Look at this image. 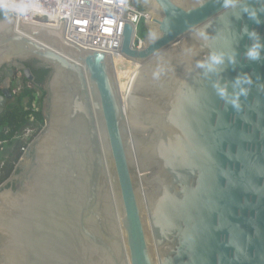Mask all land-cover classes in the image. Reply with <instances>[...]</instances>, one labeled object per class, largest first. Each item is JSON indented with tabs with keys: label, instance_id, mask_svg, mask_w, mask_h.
Here are the masks:
<instances>
[{
	"label": "water",
	"instance_id": "95a60500",
	"mask_svg": "<svg viewBox=\"0 0 264 264\" xmlns=\"http://www.w3.org/2000/svg\"><path fill=\"white\" fill-rule=\"evenodd\" d=\"M132 2L150 20L141 50L125 25L127 92L66 24L0 10L5 85L15 68L35 82L23 63L50 71L45 126L0 185V264H264V0ZM238 77L251 83L237 110L214 86L231 94Z\"/></svg>",
	"mask_w": 264,
	"mask_h": 264
},
{
	"label": "built area",
	"instance_id": "2783aa9c",
	"mask_svg": "<svg viewBox=\"0 0 264 264\" xmlns=\"http://www.w3.org/2000/svg\"><path fill=\"white\" fill-rule=\"evenodd\" d=\"M6 8L18 11L17 19L25 23L52 28L66 24L69 42L83 50L110 55L112 59L123 57L121 49L126 24L134 28L132 48L143 49L147 33L145 29L141 36L139 27L150 20L132 0H0V10ZM24 88L35 86L16 87L13 94L19 95ZM41 131L34 124L13 135L6 129L5 137L0 138V168L8 163L12 153H16L19 160L12 163L13 174Z\"/></svg>",
	"mask_w": 264,
	"mask_h": 264
},
{
	"label": "trees",
	"instance_id": "16d2710c",
	"mask_svg": "<svg viewBox=\"0 0 264 264\" xmlns=\"http://www.w3.org/2000/svg\"><path fill=\"white\" fill-rule=\"evenodd\" d=\"M139 11H143L139 3L134 4ZM8 16L6 11H0V19ZM50 71L41 68L39 72H33L35 88H24L17 96L16 101L11 104L0 117V138H4V131L7 129L11 135L19 132L32 124L39 126L40 130L45 126V119L42 115L43 101L46 92L43 90L46 79ZM19 160V155L11 154V159L5 167L6 172L0 177V185L5 182L12 174V163Z\"/></svg>",
	"mask_w": 264,
	"mask_h": 264
},
{
	"label": "clouds",
	"instance_id": "9594fccd",
	"mask_svg": "<svg viewBox=\"0 0 264 264\" xmlns=\"http://www.w3.org/2000/svg\"><path fill=\"white\" fill-rule=\"evenodd\" d=\"M223 6L225 8H230V7H235L236 6V0H223ZM245 12L249 13V17L252 19H256V12L255 11H249L248 7L244 8ZM257 23H259V20H256ZM252 36H256V33H251ZM260 48L261 45L259 44H254L246 53V56L250 60H259L260 59ZM209 59L213 63H220L221 58L215 54L210 55ZM200 67H204L203 64L198 65ZM251 83L250 79L246 78H240L238 77L235 81V86L239 88L238 91H233L231 94L228 93L226 88L220 87L219 85H215L217 95L221 98L224 99L226 103H229L233 108L239 109L240 104L239 100L241 96H246L247 95V87H244V85H249ZM229 95H231V99H228ZM12 175V174H11Z\"/></svg>",
	"mask_w": 264,
	"mask_h": 264
},
{
	"label": "flooded vegetation",
	"instance_id": "af4514ba",
	"mask_svg": "<svg viewBox=\"0 0 264 264\" xmlns=\"http://www.w3.org/2000/svg\"><path fill=\"white\" fill-rule=\"evenodd\" d=\"M21 65L24 67V71H26V70L30 71V74L32 75L33 79H34L33 72H39V70L41 69L40 66H38L37 64L32 63V62L23 63ZM8 70H10V69L5 68L0 72V95L3 93V91L7 90L13 96V99L11 101L7 102L5 111L11 104H13L16 101V98L18 95L17 96L14 95L13 91L17 87V83L21 82L22 86H25L26 83H28L25 77L18 78V75L21 73V70L15 68V69H11V71H12L11 79H10V83L7 87L5 85V82L8 78L7 77ZM0 130H1V128H0ZM6 166H7V163L3 168H0V173H2V175L6 172V170H5Z\"/></svg>",
	"mask_w": 264,
	"mask_h": 264
},
{
	"label": "bare ground",
	"instance_id": "6f19581e",
	"mask_svg": "<svg viewBox=\"0 0 264 264\" xmlns=\"http://www.w3.org/2000/svg\"><path fill=\"white\" fill-rule=\"evenodd\" d=\"M113 63L115 66L117 78L119 81L120 89L122 92H127L129 90V86L137 73V69L139 65L137 63H133L131 60L120 57L113 59Z\"/></svg>",
	"mask_w": 264,
	"mask_h": 264
},
{
	"label": "rangeland",
	"instance_id": "374dc122",
	"mask_svg": "<svg viewBox=\"0 0 264 264\" xmlns=\"http://www.w3.org/2000/svg\"><path fill=\"white\" fill-rule=\"evenodd\" d=\"M145 30V26L143 25V24H141V26L139 27V34L141 35V36H143V31ZM147 33V32H146ZM27 86H29L30 88H33L34 86L33 85H31V84H28V83H26V85L24 86V87H27ZM17 87H20V86H17ZM42 88H43V86H42ZM125 92V91H124Z\"/></svg>",
	"mask_w": 264,
	"mask_h": 264
},
{
	"label": "crops",
	"instance_id": "0c3cea01",
	"mask_svg": "<svg viewBox=\"0 0 264 264\" xmlns=\"http://www.w3.org/2000/svg\"><path fill=\"white\" fill-rule=\"evenodd\" d=\"M2 173H0V177H1Z\"/></svg>",
	"mask_w": 264,
	"mask_h": 264
}]
</instances>
